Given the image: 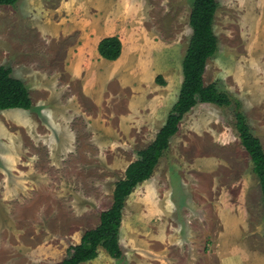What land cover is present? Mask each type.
Returning <instances> with one entry per match:
<instances>
[{
  "label": "crops",
  "instance_id": "obj_1",
  "mask_svg": "<svg viewBox=\"0 0 264 264\" xmlns=\"http://www.w3.org/2000/svg\"><path fill=\"white\" fill-rule=\"evenodd\" d=\"M140 1L25 0L22 6V0L17 2L16 20L28 22L45 51L39 66L44 68L36 62H16L11 67L13 76L29 88L33 104L31 110H6L16 118L12 126L17 130L8 137L13 149H18L25 134L36 149H46L47 161L56 164L68 157L87 158L80 150L85 143L109 147L122 139L132 147L141 138L145 146L141 152L156 140L178 102L186 54L180 62L178 44L167 43L150 27ZM241 9L237 22L251 39L236 54L220 58L214 82L206 83V70L204 82L217 84L241 103L252 133L258 134L264 148V14L257 8L256 15L247 18L245 7ZM112 37L122 43V54L115 61L103 58L99 51L100 43ZM180 70L181 77L176 74ZM236 87L246 89L251 97H236ZM250 109L257 115L253 122ZM236 123L230 108L201 102L184 116L153 177L134 190L123 211L130 208L133 237L149 238L150 232L137 229H159L158 225L173 223L176 230L158 236L154 253L145 251L152 247L151 240L136 239L135 247L142 252L128 257L130 264H192L180 258L182 218L177 214L188 202L189 192L199 199L206 222L218 228L203 264H264V237L259 234L264 228L263 191ZM41 126L46 130L39 135ZM2 133L7 135L5 129ZM187 135L193 141L182 140ZM6 178L4 173L2 179ZM137 191L139 199L133 201ZM172 247L177 249L170 253ZM135 250L132 243L125 245V258Z\"/></svg>",
  "mask_w": 264,
  "mask_h": 264
},
{
  "label": "rangeland",
  "instance_id": "obj_2",
  "mask_svg": "<svg viewBox=\"0 0 264 264\" xmlns=\"http://www.w3.org/2000/svg\"><path fill=\"white\" fill-rule=\"evenodd\" d=\"M22 1L20 6L25 0ZM140 2L144 5L150 27L167 43L175 41L178 44L181 62L193 33L190 26L192 1ZM218 3L214 28L219 48L216 57L207 65V84L219 77L220 58L226 57L228 53L236 54V49L247 43V39H251L247 37L243 25L237 22L243 10L241 8L245 7L247 18L256 15L257 8L264 14V0H218ZM16 5L0 6V67L11 68L16 62L21 65L36 62L35 66L44 68L39 66L43 64L45 46L41 38L28 29V22L20 18L16 20L19 14ZM177 38L180 39L178 42ZM176 74L181 77V70ZM236 89V97H251L246 89ZM235 108V105L230 108V114L234 117ZM248 115L252 122L257 116L254 109H250ZM13 122H16V118L11 111L0 112V264H59L70 258L72 247L81 243L86 232L100 225L101 214L114 204L116 184L124 178L127 166L132 160H138V152L145 146L140 142L142 139L139 134L140 140L137 138L135 146L130 142L132 147L122 139L109 147L85 143L80 150L84 156H88L87 158L77 161L68 157L62 163L53 164L47 161L46 149L43 146L36 149V143L29 141L25 134L21 135L23 139L17 144L18 149H13L14 144L8 141L11 140L8 137H13L12 134L17 130L16 126H12ZM41 127L39 135L44 134L46 130ZM2 129L7 131V135H3ZM5 138L7 142L3 140ZM187 138L193 141L190 135L182 140ZM6 156L13 157V160L5 158ZM175 169L179 175V167ZM4 173L7 176L5 180L2 179ZM139 192L133 196V201L139 199ZM188 194V202L181 205L177 213L182 218L181 231L178 230L182 247L180 258H187L192 264H203L212 250L214 231L218 228L206 222L205 211L199 204V199L192 196L191 192ZM131 219L128 208L120 228V245L123 252L125 245L130 243L138 250L128 253L127 258L125 251L123 259L116 260L104 249H100L99 257L86 264H130L128 257L136 258L135 254L142 252L140 246L135 247L136 239L151 240L152 247L145 251L154 253L158 251V245L155 243L158 236L161 237L162 232L171 234L176 230L173 223L171 226L164 225L163 228L158 225L159 229H137L138 232H150L149 238L143 234L133 237L130 230L133 229V226H130ZM174 222H179L177 216ZM127 226L131 236L127 232ZM259 234L264 237V228L260 229ZM257 246L255 244V247ZM175 248L172 247L169 252L173 253L177 249ZM198 253L201 256H195Z\"/></svg>",
  "mask_w": 264,
  "mask_h": 264
},
{
  "label": "trees",
  "instance_id": "obj_3",
  "mask_svg": "<svg viewBox=\"0 0 264 264\" xmlns=\"http://www.w3.org/2000/svg\"><path fill=\"white\" fill-rule=\"evenodd\" d=\"M19 0H0V6H15ZM192 13L190 26L193 30L183 63L184 82L178 102L172 109L166 125L156 140L138 153L139 159L130 164L124 179L120 180L114 191L113 206L101 214V223L86 232L78 246L72 247V255L59 264H86L99 257L100 249L116 260L124 257L120 245V228L126 202L134 190L150 180L160 159L170 148L171 139L179 132L184 116L199 102L215 104L219 107L235 105L236 127L242 145L251 156L254 172L260 180L264 198V149L261 141L254 136L247 119L241 111V104L231 95L221 91L217 84L206 86L204 75L210 59L218 52L219 40L215 33V18L219 9L218 0H191ZM103 58L115 61L122 54V43L118 37L104 39L99 46ZM33 108L29 88L13 76L10 67H0V112L11 109L31 110Z\"/></svg>",
  "mask_w": 264,
  "mask_h": 264
}]
</instances>
